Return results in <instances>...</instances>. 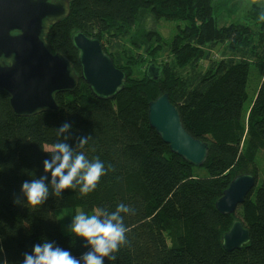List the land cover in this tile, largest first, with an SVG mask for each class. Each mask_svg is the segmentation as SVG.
<instances>
[{
    "label": "trees",
    "instance_id": "1",
    "mask_svg": "<svg viewBox=\"0 0 264 264\" xmlns=\"http://www.w3.org/2000/svg\"><path fill=\"white\" fill-rule=\"evenodd\" d=\"M219 4L75 0L69 17L51 28L50 49L80 73L72 35L81 30L98 38L128 75L125 89L102 100L81 81L73 93L56 97L58 111L30 117L16 116L9 96L0 91V245L9 264H22L24 254L44 240L79 257L87 250L84 241L69 233L71 222L64 230L58 210H71L70 221L77 207L114 211L120 203L135 209L124 215L129 243L105 264H264V168L258 163L264 151V37L257 38L264 35V21L253 35L244 24L221 26ZM143 11L177 23L172 39L154 29L143 42L134 40ZM220 41L233 52L219 58L213 46ZM143 46L150 53L142 54ZM158 47V55L170 58H153ZM149 66L158 70L156 79L148 78ZM162 93L178 108L188 132L208 144L203 167L173 154L150 127L149 104ZM65 122L72 125L67 142L75 147L77 137L90 136L77 150L111 168L88 195L77 188L55 197L50 189L46 202L33 209L21 194L22 183L45 175L43 161L50 156L43 147L57 142L55 129ZM240 174L259 181L233 215H222L216 201ZM236 219L251 241L227 252L222 237Z\"/></svg>",
    "mask_w": 264,
    "mask_h": 264
},
{
    "label": "water",
    "instance_id": "2",
    "mask_svg": "<svg viewBox=\"0 0 264 264\" xmlns=\"http://www.w3.org/2000/svg\"><path fill=\"white\" fill-rule=\"evenodd\" d=\"M74 2L0 0V53L5 56L15 53L13 66L0 65V91L9 96L16 116L58 111L56 97L61 93H73L81 81L102 100H112L125 89L128 75L115 66L98 38L81 30L72 35L80 73L65 55L50 49L47 38L51 28L69 17ZM13 31L15 36H10ZM147 74L150 80L159 76L154 66H149ZM148 120L173 154L194 167L206 164L208 144L188 132L168 94H160L149 104ZM256 184L257 178L252 174L237 175L216 201L217 211L233 215ZM222 241L224 250L232 252L248 245L251 236L242 221L236 219Z\"/></svg>",
    "mask_w": 264,
    "mask_h": 264
},
{
    "label": "clouds",
    "instance_id": "3",
    "mask_svg": "<svg viewBox=\"0 0 264 264\" xmlns=\"http://www.w3.org/2000/svg\"><path fill=\"white\" fill-rule=\"evenodd\" d=\"M15 31L10 36H15ZM15 63V53L5 56L0 53V65L7 67ZM72 125L69 122L63 123L56 128L57 142L43 147L50 159L43 161L45 175L39 178H32L22 183L21 194L26 198V203L35 209L42 206L51 194L61 197L66 189H79L81 196L93 192L101 178L109 168L95 157L89 159L84 151L90 136L76 138L75 147L67 141L71 139L68 135ZM50 173V180L49 174ZM15 204H21L19 198L14 200ZM135 209L130 205L120 203L114 211L106 209H95L91 213L77 211L72 217L69 225V233L84 241L83 247L87 249L79 257L73 255L55 244L44 240L33 246L30 253H25L22 264H105V260L115 261L116 253L122 247L128 245L129 228L124 223V215H134ZM4 249L0 245V264H9L2 255Z\"/></svg>",
    "mask_w": 264,
    "mask_h": 264
},
{
    "label": "rangeland",
    "instance_id": "4",
    "mask_svg": "<svg viewBox=\"0 0 264 264\" xmlns=\"http://www.w3.org/2000/svg\"><path fill=\"white\" fill-rule=\"evenodd\" d=\"M218 13L219 25L223 26L227 24L229 25L231 23L239 25L244 24L252 28L251 33L253 35L256 32H259L260 23L264 21V0H221V5H218ZM176 27L177 23L175 22L157 20L150 12L143 11L137 22V26L133 30L134 34L132 38L137 42H143L145 38L149 37L147 33L156 29L164 38L170 40L175 33ZM261 37H264V35L257 36V38ZM149 46L150 45H148V47ZM146 47L143 46L141 48L142 54L146 55L150 53L149 50L146 53ZM229 47L230 45L228 42L220 41L215 43L213 46V52L218 54L220 58L226 54L225 51L233 52L231 49H229ZM161 51V48L158 47L155 52L157 53L156 56L152 57L156 58L157 56H160V60H167L170 58L168 53L158 55V53ZM251 94H253L252 91ZM258 163L264 168V151L259 153ZM258 181L259 176L257 182ZM77 211H82V209L80 207L75 208L73 210V216ZM57 214L60 220L63 222V228L65 230L68 223L71 222V220L69 221L68 219L69 215L71 214V210L60 209L58 210Z\"/></svg>",
    "mask_w": 264,
    "mask_h": 264
}]
</instances>
